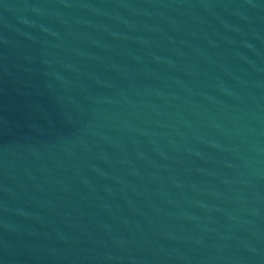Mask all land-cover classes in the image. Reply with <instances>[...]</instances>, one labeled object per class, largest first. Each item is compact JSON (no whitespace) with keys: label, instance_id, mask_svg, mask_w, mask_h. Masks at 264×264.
I'll use <instances>...</instances> for the list:
<instances>
[{"label":"water","instance_id":"95a60500","mask_svg":"<svg viewBox=\"0 0 264 264\" xmlns=\"http://www.w3.org/2000/svg\"><path fill=\"white\" fill-rule=\"evenodd\" d=\"M0 264H264V0H0Z\"/></svg>","mask_w":264,"mask_h":264}]
</instances>
